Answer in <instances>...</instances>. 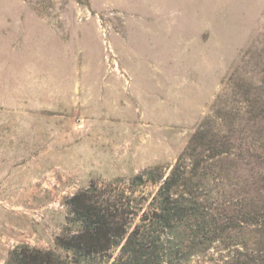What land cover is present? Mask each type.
<instances>
[{"label": "rangeland", "instance_id": "1", "mask_svg": "<svg viewBox=\"0 0 264 264\" xmlns=\"http://www.w3.org/2000/svg\"><path fill=\"white\" fill-rule=\"evenodd\" d=\"M198 131L229 153L205 190L263 204L264 0H0V264L65 257L66 200L167 175Z\"/></svg>", "mask_w": 264, "mask_h": 264}, {"label": "trees", "instance_id": "2", "mask_svg": "<svg viewBox=\"0 0 264 264\" xmlns=\"http://www.w3.org/2000/svg\"><path fill=\"white\" fill-rule=\"evenodd\" d=\"M228 154L198 131L167 175L149 169L66 200L55 240L65 257L21 246L6 264H264V203L247 192L233 205L203 187V169Z\"/></svg>", "mask_w": 264, "mask_h": 264}]
</instances>
